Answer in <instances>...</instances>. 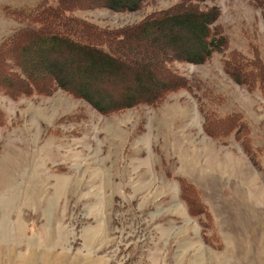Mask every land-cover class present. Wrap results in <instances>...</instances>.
<instances>
[{
	"label": "rangeland",
	"instance_id": "obj_1",
	"mask_svg": "<svg viewBox=\"0 0 264 264\" xmlns=\"http://www.w3.org/2000/svg\"><path fill=\"white\" fill-rule=\"evenodd\" d=\"M43 1L0 0V40L21 25L13 16L17 8L29 11ZM180 1L186 0H145L132 11L90 7L75 14L97 27L119 28ZM254 1L198 4L218 9L215 25L229 35L224 57L237 48L246 56L258 49L264 58L263 10ZM158 34L167 43L159 40L149 51L162 54L188 51L196 44L194 35L200 36L193 26L172 23ZM38 45L31 47V59L44 65L49 57L46 62ZM222 57L215 53L204 63L175 62L190 92L180 88L155 107L139 105L109 115L60 88L49 95L0 93L5 114L0 264H264V96L234 81ZM88 58L78 66L63 63L84 87L109 95L129 87L146 96L155 86L142 77L145 90H137V74L146 73L144 68L108 74L106 67H95L98 55ZM154 67L153 79L162 78ZM83 70L92 72L86 80ZM16 75L23 76L18 66ZM216 105L247 118L259 166L232 136L222 143L206 133L200 108ZM176 175L201 191L220 248L203 242L196 218L180 199Z\"/></svg>",
	"mask_w": 264,
	"mask_h": 264
},
{
	"label": "trees",
	"instance_id": "obj_2",
	"mask_svg": "<svg viewBox=\"0 0 264 264\" xmlns=\"http://www.w3.org/2000/svg\"><path fill=\"white\" fill-rule=\"evenodd\" d=\"M144 1L44 0L29 11L24 7L17 8L20 10L13 16L21 25L0 40V93L11 97L28 96L33 93L49 95L60 88L73 97L87 102L96 112L109 115L114 111L139 105L155 107L168 93L180 88L190 92V82L174 67V63H204L215 53H223L224 57V52L228 49L226 47L229 45V35L222 26L215 25L218 14L215 6H209L210 8L199 6L203 0L180 1L168 10L153 12L132 25L119 28L97 27L75 14L76 10L90 7L132 11L139 9ZM254 2L262 8L264 16V0ZM166 23L193 26L199 30L200 36L194 35L195 46L183 53L173 51L162 54L160 50L149 51L150 47L159 44V40L167 43L166 37H160L158 34ZM35 44H39V49L44 51L43 59L46 62L49 60L48 63L40 65L31 59L33 53L30 49ZM232 49L234 50L229 51L226 57L221 58L224 71L251 92L256 91L264 96V58L259 50L254 49L251 56H246L239 49ZM48 50H51L50 54ZM92 54L99 56L98 65L95 67L99 70L106 67L105 72L108 74L117 70L141 72L144 68L146 73L137 74L139 75L137 90H145L144 82L141 84L140 82L146 79L147 83L151 82L155 86L146 90L148 94L146 96L134 93V89L129 87H123L122 92L115 91L114 95L98 92L91 86L84 87V83L74 76L71 70L69 73L65 71L63 63L78 66L82 60L89 61L88 57ZM128 55L137 60H131ZM34 64L35 67H31ZM13 66L14 69H11ZM16 66L23 76L16 75ZM156 66L162 78L153 79L152 69ZM90 73L92 74L91 71L83 70L82 78H87ZM122 79L124 80L123 75ZM148 88L149 86H146V89ZM200 109L205 116L203 128L207 134L222 143L232 136L240 143L254 165H260L255 156L256 148L252 146L249 121L241 111H223L218 105ZM4 118L5 114L0 110V127L4 124ZM166 175L170 178L168 170ZM173 177L180 184V199L201 228L203 242L220 248L218 232L212 225L213 215L204 202L201 191L186 178L180 175Z\"/></svg>",
	"mask_w": 264,
	"mask_h": 264
}]
</instances>
